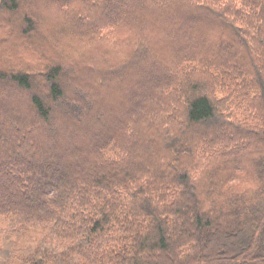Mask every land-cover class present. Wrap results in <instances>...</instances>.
Masks as SVG:
<instances>
[{"label":"trees","instance_id":"16d2710c","mask_svg":"<svg viewBox=\"0 0 264 264\" xmlns=\"http://www.w3.org/2000/svg\"><path fill=\"white\" fill-rule=\"evenodd\" d=\"M46 1L0 0V264H264V0Z\"/></svg>","mask_w":264,"mask_h":264},{"label":"rangeland","instance_id":"374dc122","mask_svg":"<svg viewBox=\"0 0 264 264\" xmlns=\"http://www.w3.org/2000/svg\"><path fill=\"white\" fill-rule=\"evenodd\" d=\"M115 1H119V2H121V5H120V8H121V17L124 19V20H127L128 22H133L132 21V17H130L129 16V1L128 0H115ZM131 1V0H130ZM155 1V0H154ZM50 2H51V0L50 1H46L45 3H43V2H41V7L42 8H46V9H48V10H52L51 11V15L53 16V19L56 21V22H58V24H59V26H58V28L56 29L57 31L61 28V24L63 25V23H65L66 22V20L67 19H65V18H60L58 15H57V13L55 12V9L54 8H50ZM155 6L152 4V3H150L149 5H148V9H150V10H153V9H155L154 8ZM54 9V10H53ZM7 16L6 15H3L2 17H1V20H0V24H2L5 20H7V18H6ZM161 17H162V21H161V24H163V26L165 27V30H164V36H161V39H160V41L162 42L161 44V46H162V48L163 49H165V48H168L169 47V49H170V47H176V46H178L177 45V39H176V36H175V33H173V31H172V29H171V27H170V29H169V26H168V17H169V15L168 14H163V15H161ZM181 24H180V27H182L181 29H184V31L187 29V28H190L191 27V25H189V23L187 22V21H182V22H180ZM161 24H160V26H161ZM166 26H165V25ZM150 26V28H152V29H154L153 27H154V25H149ZM155 26L157 27V29H158V26H157V24H155ZM213 26V23H210V24H203L202 25V27H201V29H206V31H209L210 29H211V27ZM160 30V29H159ZM15 32V33H14ZM14 32H13V36H15V37H10V41L8 42V44L7 45H3L4 47H2V49L4 48V51L3 50H1L0 49V61H1V63L2 62H5L4 60H5V57H6V54H8V55H10L9 57H12V56H14V57H17V55L19 54V52H20V50L21 49H23L25 46L27 47V45H29V43H27L25 40H17L16 38H17V36H19V32H18V30H14ZM63 33V32H62ZM69 33H70V31H69ZM77 32L76 31H74L73 32V34H76ZM142 33L144 34V30H142ZM185 33V32H184ZM9 38V37H8ZM53 38V41H52V39H51V41H50V44H51V48L53 47V49L54 50H57V48L58 47H61V46H63V45H60L59 46V37L57 36V35H55L54 34V36L52 37ZM65 38V37H64ZM35 42V41H34ZM33 42V43H34ZM65 42L69 45L70 44V46H71V48H70V50H71V52L70 53H75V52H78V50L80 49V43L76 40V39H73V40H70V38L68 39L67 37H66V40H65ZM36 43V45L37 46H41V44H38L39 43V41H36L35 42ZM25 45V46H24ZM19 51V52H18ZM6 53V54H5ZM24 58H27V57H25L24 56ZM98 60V59H97ZM101 70V69H100ZM108 75V74H107ZM106 75V76H107ZM89 80H91V79H89ZM93 86V85H92ZM144 86V91H142L139 95L140 96H142V97H144L145 99H147V97H148V91H149V86H147V85H143ZM94 87V89L96 90L97 89V86L96 85H94L93 86ZM96 95V94H95ZM21 101H23V100H21ZM5 109H6V107H4ZM33 123V122H32ZM33 126L34 127H38L39 125L37 124V122L35 121L34 122V124H33ZM44 136V133H42L41 132V136ZM42 136V137H43ZM91 152H93V151H91ZM18 176H20L19 175V173H17L16 175H15V177H18ZM21 177V176H20ZM19 177V178H20ZM21 179V178H20ZM1 200V199H0ZM2 201H5V200H3L2 199ZM216 240L218 241V242H220L221 244H226V243H228V241L226 240H223V239H220V238H216Z\"/></svg>","mask_w":264,"mask_h":264}]
</instances>
